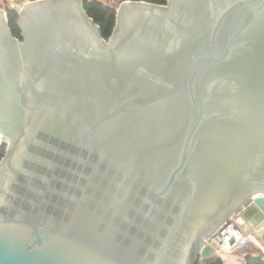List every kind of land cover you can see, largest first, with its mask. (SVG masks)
I'll list each match as a JSON object with an SVG mask.
<instances>
[{
	"label": "water",
	"instance_id": "95a60500",
	"mask_svg": "<svg viewBox=\"0 0 264 264\" xmlns=\"http://www.w3.org/2000/svg\"><path fill=\"white\" fill-rule=\"evenodd\" d=\"M18 15L0 264H197L244 206L264 243V0L126 1L108 40L84 0Z\"/></svg>",
	"mask_w": 264,
	"mask_h": 264
},
{
	"label": "trees",
	"instance_id": "16d2710c",
	"mask_svg": "<svg viewBox=\"0 0 264 264\" xmlns=\"http://www.w3.org/2000/svg\"><path fill=\"white\" fill-rule=\"evenodd\" d=\"M140 1V0H132ZM151 3L166 5L168 0H148ZM85 10L88 15L100 27L101 33L105 39H109L115 29L117 20V8L113 5L103 3L99 0H84ZM7 17L9 27L14 37L23 40L22 30L18 25L17 10L8 9ZM5 148H0V159L4 154ZM197 264H223L220 256H214L207 259H200ZM246 264H264L261 257H249Z\"/></svg>",
	"mask_w": 264,
	"mask_h": 264
},
{
	"label": "built area",
	"instance_id": "2783aa9c",
	"mask_svg": "<svg viewBox=\"0 0 264 264\" xmlns=\"http://www.w3.org/2000/svg\"><path fill=\"white\" fill-rule=\"evenodd\" d=\"M126 1L132 0H124L123 2ZM23 7L24 6L16 7L11 2V0H0V9L5 13H7L8 9L17 10V12L19 13ZM3 140L4 138L0 133V143ZM246 207L247 206H244L241 211H243ZM241 211L232 215L211 236H209L202 247L209 245L214 249V256H220L226 253L242 251L246 249L251 243L255 242L264 252V246L262 242L257 239V236L252 231H243L241 227L236 223V220H234L235 218L237 219L240 216Z\"/></svg>",
	"mask_w": 264,
	"mask_h": 264
},
{
	"label": "crops",
	"instance_id": "0c3cea01",
	"mask_svg": "<svg viewBox=\"0 0 264 264\" xmlns=\"http://www.w3.org/2000/svg\"><path fill=\"white\" fill-rule=\"evenodd\" d=\"M34 0H11V2L16 6H24L26 3H29ZM241 220V222H240ZM236 223L238 226L241 227L243 231H253V224L251 221L242 220L240 216L237 218ZM262 242V241H261ZM264 246V243H262ZM221 259L223 260V264H246L247 258L249 257H261L264 262V252L263 250L257 245V243H251L246 249L242 251H235L232 253H226L220 255Z\"/></svg>",
	"mask_w": 264,
	"mask_h": 264
},
{
	"label": "rangeland",
	"instance_id": "374dc122",
	"mask_svg": "<svg viewBox=\"0 0 264 264\" xmlns=\"http://www.w3.org/2000/svg\"><path fill=\"white\" fill-rule=\"evenodd\" d=\"M103 3H106V4H110V5H113L115 6L117 9L119 7V5L124 1V0H99ZM235 218V217H234ZM234 220H237L236 218ZM253 230V229H252ZM255 235L256 233L254 232V230L252 231ZM257 236V235H256Z\"/></svg>",
	"mask_w": 264,
	"mask_h": 264
},
{
	"label": "bare ground",
	"instance_id": "6f19581e",
	"mask_svg": "<svg viewBox=\"0 0 264 264\" xmlns=\"http://www.w3.org/2000/svg\"><path fill=\"white\" fill-rule=\"evenodd\" d=\"M240 222H241V220H240Z\"/></svg>",
	"mask_w": 264,
	"mask_h": 264
}]
</instances>
